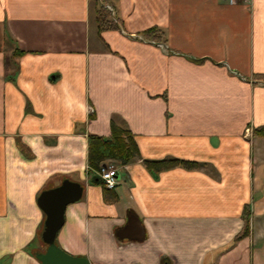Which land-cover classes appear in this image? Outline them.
Masks as SVG:
<instances>
[{"label":"crops","instance_id":"crops-1","mask_svg":"<svg viewBox=\"0 0 264 264\" xmlns=\"http://www.w3.org/2000/svg\"><path fill=\"white\" fill-rule=\"evenodd\" d=\"M261 75L264 0H0V264H41L37 199L67 179L57 242L91 264H264ZM112 121L140 158L107 190L88 143ZM175 160L199 166L145 163ZM131 217L142 241L118 236Z\"/></svg>","mask_w":264,"mask_h":264},{"label":"trees","instance_id":"trees-1","mask_svg":"<svg viewBox=\"0 0 264 264\" xmlns=\"http://www.w3.org/2000/svg\"><path fill=\"white\" fill-rule=\"evenodd\" d=\"M110 13L103 7L97 10V20L100 30L116 29V24L112 22ZM162 31L158 28L148 30L146 34L159 37ZM260 81L264 82V75L258 76ZM257 134L264 135V128L257 130ZM140 158L139 148L135 140V136L132 132L121 123L112 121L111 135L110 137H103L97 135L89 136L88 143V175L91 177L93 183L97 181L103 184L98 176V172L103 166L109 162H115L118 166L124 167L137 161ZM147 166L153 168L154 174L156 171L166 169L173 165H183L187 168H197L199 165L196 162L185 161H171V162H145ZM250 209L247 208L244 211L245 226L243 231L239 234L237 239L247 237L250 233ZM44 228V226H43ZM43 228L40 232V239L43 232ZM42 240V239H41ZM58 245V242H56ZM45 245V244H44ZM46 246V245H45ZM59 246V245H58ZM47 247V246H46ZM41 252V251H40ZM38 253V252H37ZM36 253V254H37ZM35 254V257H36ZM167 259H163L161 264H167Z\"/></svg>","mask_w":264,"mask_h":264},{"label":"water","instance_id":"water-1","mask_svg":"<svg viewBox=\"0 0 264 264\" xmlns=\"http://www.w3.org/2000/svg\"><path fill=\"white\" fill-rule=\"evenodd\" d=\"M83 193L84 187L80 183L67 179L58 187L44 190L39 195L37 204L45 214L41 239L47 246L46 251L36 254V259L41 264H91L89 259L73 256L56 243L65 225L67 208L79 202ZM118 236L123 240L142 241L145 236L140 220L137 217H131L127 226L118 232Z\"/></svg>","mask_w":264,"mask_h":264},{"label":"built area","instance_id":"built-area-1","mask_svg":"<svg viewBox=\"0 0 264 264\" xmlns=\"http://www.w3.org/2000/svg\"><path fill=\"white\" fill-rule=\"evenodd\" d=\"M230 4H235L236 0H229ZM106 8L114 15L115 11L110 6ZM121 166H118L115 162H109L101 168L97 173L101 181L103 182L104 187L107 190H114L118 186L119 171ZM125 168V166H124Z\"/></svg>","mask_w":264,"mask_h":264},{"label":"rangeland","instance_id":"rangeland-1","mask_svg":"<svg viewBox=\"0 0 264 264\" xmlns=\"http://www.w3.org/2000/svg\"><path fill=\"white\" fill-rule=\"evenodd\" d=\"M39 239H40V234H39ZM41 240V239H40ZM46 246L44 245V243H42V240H41V242L39 243V247H38V250H37V252L39 253L40 251L41 252H44V251H46Z\"/></svg>","mask_w":264,"mask_h":264},{"label":"flooded vegetation","instance_id":"flooded-vegetation-1","mask_svg":"<svg viewBox=\"0 0 264 264\" xmlns=\"http://www.w3.org/2000/svg\"><path fill=\"white\" fill-rule=\"evenodd\" d=\"M167 264H171V262L168 260V261H167Z\"/></svg>","mask_w":264,"mask_h":264}]
</instances>
